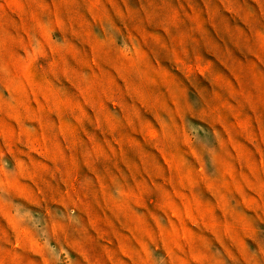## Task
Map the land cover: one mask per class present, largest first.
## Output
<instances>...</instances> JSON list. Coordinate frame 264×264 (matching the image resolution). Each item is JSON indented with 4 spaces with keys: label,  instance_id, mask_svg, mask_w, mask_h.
I'll use <instances>...</instances> for the list:
<instances>
[{
    "label": "rangeland",
    "instance_id": "rangeland-1",
    "mask_svg": "<svg viewBox=\"0 0 264 264\" xmlns=\"http://www.w3.org/2000/svg\"><path fill=\"white\" fill-rule=\"evenodd\" d=\"M0 264H264V0H0Z\"/></svg>",
    "mask_w": 264,
    "mask_h": 264
}]
</instances>
